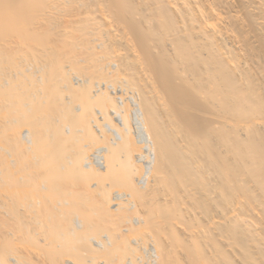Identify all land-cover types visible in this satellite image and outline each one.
<instances>
[{"label":"bare ground","instance_id":"obj_1","mask_svg":"<svg viewBox=\"0 0 264 264\" xmlns=\"http://www.w3.org/2000/svg\"><path fill=\"white\" fill-rule=\"evenodd\" d=\"M60 3L80 11L63 46L42 15ZM103 26L116 61L87 46ZM77 43L113 77L73 76ZM117 82L153 140L146 187L131 119L117 143L94 127ZM0 207V264H264V0H0Z\"/></svg>","mask_w":264,"mask_h":264},{"label":"built area","instance_id":"obj_2","mask_svg":"<svg viewBox=\"0 0 264 264\" xmlns=\"http://www.w3.org/2000/svg\"><path fill=\"white\" fill-rule=\"evenodd\" d=\"M101 86V85H99ZM109 86V89L116 97L117 107L111 110L113 121H107L102 111L98 112V119L94 121L96 131L103 136L108 134L112 143H117L127 131L130 132V119H131V132L140 144L141 150L137 154V162L141 168L140 174L137 176V181L140 186L146 187L151 181L152 170L155 161V150L153 140L150 137L142 109L137 101V97L129 87H126L122 82H117ZM107 88V87H106ZM108 146L100 144L96 146L88 156V163L99 169L106 167ZM131 194L125 190H115L113 194L114 205L119 202H130ZM146 251L149 254H155L153 245H148Z\"/></svg>","mask_w":264,"mask_h":264},{"label":"rangeland","instance_id":"obj_3","mask_svg":"<svg viewBox=\"0 0 264 264\" xmlns=\"http://www.w3.org/2000/svg\"><path fill=\"white\" fill-rule=\"evenodd\" d=\"M61 5H57V7H55V9H54V7H52V9L50 8L51 6H49V8L50 9H48V11H47V9H46V11H47V14H46V12L44 11L43 12V14L42 15H47V17L49 18V19H51V21H52V23L54 24H52V25H50V24H46V25H44L46 28H50L51 30L50 31H52V33H54L53 34V36H52V38L54 39V44L55 45H57V46H60V44H62V46H63V43H65V40H66V38H65V36L63 37V35L66 33V31H67V28H68V25H69V19H71L72 18V16L74 15V14H77V13H79L80 11H77V9H75V8H73V7H71V6H67L65 3H60ZM67 7H66V6ZM71 7V8H70ZM72 9H74L73 11H72ZM75 10H76V13H75ZM51 11V12H50ZM60 11V12H59ZM49 12H50V14H51V17H50V14H49ZM53 12V13H52ZM59 13V14H58ZM49 14V15H48ZM53 16V17H52ZM71 17V18H70ZM57 18V19H56ZM48 19V20H49ZM53 19V20H52ZM55 19V20H54ZM67 20V21H66ZM50 21V22H51ZM57 21V22H56ZM43 26V27H44ZM54 27V29H52L53 27ZM44 27V28H45ZM56 27V28H55ZM104 27V29L105 30H103V29H101V30H99L98 32L96 31L95 32V30H94V32H93V34L90 36L91 37V39H92V41L90 40L89 41V45L87 44V46H89V47H91L90 48V50L91 51H93V52H91V53H101V54H106L107 55V57L109 56L110 58L109 59H111L112 61H116V59L118 58V57H120L121 56V54H123V52L126 50V47H125V42H121L120 41V39L122 38V36L121 35H117L115 32V34L117 35V36H115V34H113V31H112V35L113 36H115V38L113 39V36L110 38L108 35H106V31H107V27H105V26H103ZM102 30H103V32H102ZM105 31V32H104ZM65 32V33H64ZM105 33V34H104ZM119 33V32H118ZM104 34V35H103ZM120 34V33H119ZM102 36V38H100ZM105 36V37H104ZM111 36V35H110ZM61 37H63V38H61ZM97 37V38H96ZM108 37V38H107ZM120 37V39H118ZM123 37H124V35H123ZM65 38V39H64ZM100 38V39H99ZM105 38V39H104ZM61 39V40H60ZM62 39H63V41L64 42H62ZM106 39H107V41H106ZM111 39V40H110ZM102 40H104L105 41V44L107 45V47L109 48V49H107V48H101V47H99L98 46V44L102 41ZM122 40H124L125 41V39H123L122 38ZM52 41V40H51ZM113 43H112V42ZM116 41H117V43H116ZM120 41V42H119ZM53 42V41H52ZM51 42V43H52ZM62 42V43H61ZM53 44V43H52ZM52 44H50V45H52ZM53 44V45H54ZM78 44V48H77V51H75V52H77V54H75V60H73V61H68V59H69V55H70V52H71V49L69 50L68 49V46H67V44H66V46H64V48L66 49H68V50H65L64 49V52H66V51H69V55H68V58L66 57V59H67V61H66V59H65V61H64V63L66 62V66H67V68H69L70 69V66L71 67H74L78 72H74V70L72 71V72H74V74H72L73 76L75 75V73L77 74V75H81V76H84L85 75V77L86 76H91L92 75V77H93V79L95 80V81H100V80H105V79H110V78H112L113 77V75H110L109 74V70L108 69H106V67H105V69L103 68V69H100L99 71H97V70H95V69H93V68H89L87 65H85L89 70H87V68L85 69L84 68V70H83V68H79V66H78V60L77 59H79L80 58V56H83V55H85V50H84V47H82V46H84V44H82V46H81V43H77ZM120 44V45H119ZM80 45V46H79ZM94 46H96V47H94ZM125 47V48H124ZM81 48V49H80ZM82 48H83V50H82ZM117 48V49H116ZM110 52H109V51ZM112 50V51H111ZM114 50V51H113ZM67 53V52H66ZM74 53V52H73ZM94 54V55H95ZM79 56V57H78ZM77 57V58H76ZM76 61V62H75ZM77 64V65H76ZM78 68V69H77ZM85 70H87V71H85ZM95 71V72H94ZM37 74H39L40 75V73L38 72ZM91 74V75H90ZM99 75V76H98ZM76 80V79H75ZM73 81V82H76V81ZM76 84V83H75ZM75 97V98H74ZM73 97V102L78 106L79 104H81V103H83L82 101H83V99H79L78 97H76V96H74ZM66 100H68V99H66ZM102 143V142H101ZM92 150H90V152H91ZM115 190L116 189H122V190H129V189H127V188H122V187H116V188H114ZM114 190V191H115ZM137 202H138V208H140L139 210H141L142 212H144V206L142 205V201L141 200H137ZM141 207H142V209H141ZM1 208V207H0ZM2 210H4V208L2 209ZM137 209H133V210H129L128 212H127V214L128 215H130L131 217L132 216H134V215H136V213H137ZM7 216V215H6ZM9 216V215H8ZM126 218H128V216H126ZM123 224V225H122ZM122 224H121V226H122V228L124 227V225L126 224L125 223V220L122 222ZM106 230H104V229H101V230H99V232H100V234L98 233L97 235H95L96 237H100L101 236V234L102 233H104ZM127 234V233H126ZM130 234V233H129ZM128 236V235H127ZM130 239H131V237H130V235L128 236ZM133 238V237H132Z\"/></svg>","mask_w":264,"mask_h":264}]
</instances>
